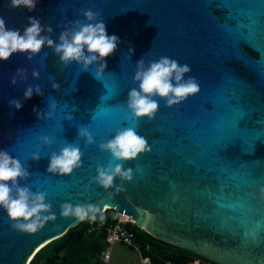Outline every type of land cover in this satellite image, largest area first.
Instances as JSON below:
<instances>
[{"label": "water", "instance_id": "water-1", "mask_svg": "<svg viewBox=\"0 0 264 264\" xmlns=\"http://www.w3.org/2000/svg\"><path fill=\"white\" fill-rule=\"evenodd\" d=\"M8 4L0 0V17L21 33L35 17L58 41L64 25L83 21L80 12L91 9L120 43L106 58L101 81L90 74L94 66L83 73L75 64L61 66L46 47L31 61L13 54L0 62V151L27 165L22 186L47 193L56 216L38 232L22 234L0 210V264H26L77 225L76 218L60 216L65 202L94 205L97 214L113 209L152 237L217 264H264V0H37L31 12ZM162 56L188 64L200 91L172 108L160 100L151 121L134 123L125 102L138 87L136 63ZM17 69L27 79L12 86ZM35 85L43 95L23 101ZM10 99L22 100V108L9 107ZM53 101L52 119L38 120L36 112L46 113ZM81 127L95 141L78 142L81 167L67 177L48 174L51 153L77 143ZM124 127H136L151 151L125 162L132 181L117 179L108 189L90 184L97 164L111 160L99 144ZM33 154L41 158L31 161Z\"/></svg>", "mask_w": 264, "mask_h": 264}, {"label": "clouds", "instance_id": "clouds-1", "mask_svg": "<svg viewBox=\"0 0 264 264\" xmlns=\"http://www.w3.org/2000/svg\"><path fill=\"white\" fill-rule=\"evenodd\" d=\"M37 0H9L8 7L16 9L23 7L29 12L36 7ZM80 15L83 21L76 20L64 25L58 41H53L51 26L44 27L40 20L29 17L27 26L21 33L18 29L6 27L5 19L0 17V62H6L13 54H21L31 61L43 48L51 49L58 57L61 66L75 64L80 73L89 72L90 66L95 67L94 73L90 74L101 81L107 67L106 58L111 56L120 43L116 35H108L106 24L100 19V13L91 9L82 10ZM43 33V34H42ZM132 49H129V57ZM46 56V54H45ZM191 67L188 64H180L177 60L162 56L156 61L145 64L144 58L136 63V71L133 77V87L127 94L125 102L133 122L147 118L151 121L158 111V101L165 102L166 108L180 105L187 98L194 96L200 91V82L193 76L188 75ZM31 76L34 80L39 79V72L33 70ZM187 77V78H185ZM27 79L24 69H17L10 79L12 86L17 82ZM53 90L59 89V84H52ZM43 95L39 85L29 86L23 94V101L31 99L33 94ZM23 101L10 99L9 107L19 111ZM48 111L36 112L37 119H52L56 111V103L48 102ZM35 112L36 109H33ZM92 145L95 141L87 127L78 129L75 141L66 143L59 152H52L49 156L47 173L67 177L81 167L83 153L78 145L79 141ZM52 140L43 138L44 145H51ZM99 151L108 153L111 157L107 167L97 164L96 175L90 180L91 183L108 189L114 186V181H132L133 169L124 168L125 162L135 161L137 157L151 149L146 139L138 134L136 127H124L116 131L115 135L99 144ZM39 154H33L31 161H38ZM114 162V163H113ZM30 173L27 165L14 158L9 151H0V210L6 213L11 224V229L22 234L36 233L43 229L48 221L56 219L51 213V203L46 202L47 193L43 191L32 192L29 187L22 186L29 179ZM120 190L119 187L116 188ZM87 194V188L85 189ZM61 217L76 218L77 221L86 219L95 221L98 209L91 204L62 203L59 207ZM103 219V216H100Z\"/></svg>", "mask_w": 264, "mask_h": 264}, {"label": "trees", "instance_id": "trees-1", "mask_svg": "<svg viewBox=\"0 0 264 264\" xmlns=\"http://www.w3.org/2000/svg\"><path fill=\"white\" fill-rule=\"evenodd\" d=\"M95 221L84 220L67 229L64 235L51 241L35 253L28 264H101L99 255L106 247V229L117 222L113 209L96 214ZM103 219H100V216ZM125 226L134 235L143 255L151 264H217L192 251L156 239L132 223ZM148 245L149 250H144Z\"/></svg>", "mask_w": 264, "mask_h": 264}, {"label": "built area", "instance_id": "built-area-1", "mask_svg": "<svg viewBox=\"0 0 264 264\" xmlns=\"http://www.w3.org/2000/svg\"><path fill=\"white\" fill-rule=\"evenodd\" d=\"M116 217L117 222L113 226L106 229V247H104L99 255L100 263L109 264L111 258V246L120 243L139 253L141 264H151L150 258L147 255L142 254L140 246L135 242L134 235L125 226V224L131 223V221L120 214H116ZM144 250H149V246L146 245ZM165 264L171 263L166 261Z\"/></svg>", "mask_w": 264, "mask_h": 264}, {"label": "rangeland", "instance_id": "rangeland-1", "mask_svg": "<svg viewBox=\"0 0 264 264\" xmlns=\"http://www.w3.org/2000/svg\"><path fill=\"white\" fill-rule=\"evenodd\" d=\"M109 264H141L140 254L123 244L117 243L112 246Z\"/></svg>", "mask_w": 264, "mask_h": 264}, {"label": "bare ground", "instance_id": "bare-ground-1", "mask_svg": "<svg viewBox=\"0 0 264 264\" xmlns=\"http://www.w3.org/2000/svg\"><path fill=\"white\" fill-rule=\"evenodd\" d=\"M125 218H127V219H129L130 221L134 222V221H133V220H132L130 217H128V216H125ZM32 256H33V255H32ZM32 256L30 257V259H29V260H31V258H33ZM29 260H28V261H29ZM28 261H27V263H26V264H28Z\"/></svg>", "mask_w": 264, "mask_h": 264}, {"label": "crops", "instance_id": "crops-1", "mask_svg": "<svg viewBox=\"0 0 264 264\" xmlns=\"http://www.w3.org/2000/svg\"><path fill=\"white\" fill-rule=\"evenodd\" d=\"M115 245V244H114ZM113 246V245H112ZM112 246H111V249H112ZM110 260H111V258H110ZM110 263V262H109ZM193 264H198V262L197 261H195Z\"/></svg>", "mask_w": 264, "mask_h": 264}]
</instances>
